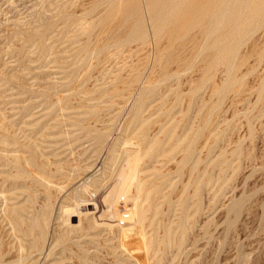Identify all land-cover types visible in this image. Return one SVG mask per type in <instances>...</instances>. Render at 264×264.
Instances as JSON below:
<instances>
[{
  "label": "rangeland",
  "instance_id": "374dc122",
  "mask_svg": "<svg viewBox=\"0 0 264 264\" xmlns=\"http://www.w3.org/2000/svg\"><path fill=\"white\" fill-rule=\"evenodd\" d=\"M0 264H264V0H0Z\"/></svg>",
  "mask_w": 264,
  "mask_h": 264
},
{
  "label": "bare ground",
  "instance_id": "6f19581e",
  "mask_svg": "<svg viewBox=\"0 0 264 264\" xmlns=\"http://www.w3.org/2000/svg\"><path fill=\"white\" fill-rule=\"evenodd\" d=\"M132 153L133 152L131 150L128 152L127 162L125 163L126 165L124 167V172H122V174L117 176L118 178L116 179L115 184H113L112 190H110V192L105 196V198L103 200L104 205L106 206L107 210H105L103 212V214L101 215V218L104 220H116V222H118V223H120V220H121V222L123 223V226H133L135 232H138L137 231V224H139L138 221H139L140 214L142 215V213H140V209H141V205L143 204L142 203V199H143L142 198V191H143L142 187L143 186L141 187L140 174H139L138 168H137V166L136 167L134 166L133 161L131 160L130 156L132 155ZM141 165H142V163H141ZM93 170L94 169H92V171ZM92 171H90V172H92ZM85 183H87V182H85ZM84 186H86V191L88 192L89 190L87 188L89 186L87 184H85ZM79 189H81V188H79ZM83 192H84V190H83ZM148 204H149V200H148ZM148 204H147V206H148ZM116 207H117V210H116L117 212L115 215ZM79 212H80V210H79ZM144 212H145V210H144ZM76 214H77L76 211L70 212V216H75ZM141 218H140V220H142ZM109 228H111V227H109ZM120 237H121V235H120Z\"/></svg>",
  "mask_w": 264,
  "mask_h": 264
}]
</instances>
